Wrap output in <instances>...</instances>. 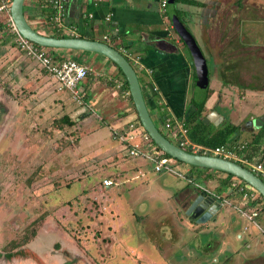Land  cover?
<instances>
[{
    "label": "rangeland",
    "instance_id": "1",
    "mask_svg": "<svg viewBox=\"0 0 264 264\" xmlns=\"http://www.w3.org/2000/svg\"><path fill=\"white\" fill-rule=\"evenodd\" d=\"M32 4L33 0L23 1L27 19ZM214 11L210 41L221 48L229 40L227 64L220 60L223 74L214 68L212 51L203 50L195 6H180L178 14L173 11L205 59L204 106L212 104L223 124L258 117L264 113V0H217ZM172 14L165 9L166 24H171ZM38 19L29 22L34 30L45 34L52 30L42 16ZM0 28V264H34L22 257L25 248L46 264H244L252 257L264 263L262 217L254 223L243 221L245 229L237 238L223 228L230 219L229 206H221L206 224L195 223L182 212L178 195L190 187L187 177L233 203L219 185L221 177L205 180L207 176L199 172L204 169H191L174 159L170 163L182 176L153 172L149 162L123 155L106 128V112L113 107L103 97L115 89L97 81L100 64H87L92 72L86 78L85 98L78 104L68 91L56 92L50 76L16 48L8 26ZM180 29L172 25L169 32L176 37ZM122 39L109 45L119 46ZM41 48L53 53L49 47ZM74 52L63 50V57L78 60ZM87 61L82 56L80 62ZM135 73L142 86V73ZM220 90H225L218 100L222 106L216 104L215 91ZM41 93L48 98L42 99ZM49 94L61 96L65 106L53 110ZM146 96L143 88L145 101ZM146 105L155 120L148 101ZM81 111L86 112L79 117ZM156 126L176 145L166 128ZM251 132L239 129L235 141L250 140ZM260 143L264 146V133ZM104 179L111 183L103 185ZM221 240L224 246L217 243ZM18 248L20 255L6 256Z\"/></svg>",
    "mask_w": 264,
    "mask_h": 264
},
{
    "label": "crops",
    "instance_id": "2",
    "mask_svg": "<svg viewBox=\"0 0 264 264\" xmlns=\"http://www.w3.org/2000/svg\"><path fill=\"white\" fill-rule=\"evenodd\" d=\"M44 1L45 0H33L34 4L32 5L34 9L29 8V10H27L30 19H27L26 15L24 14L25 19L27 20L28 23L31 22L32 20L37 22L39 20L38 18H41L42 15L40 12V7L43 6L42 3ZM46 1L49 2L48 0ZM61 1H63L64 9H63V15L61 16L59 22L55 23L52 22L51 20L49 21L52 22L51 26L54 29L60 30L63 34L68 35L69 37H74V36L83 37V38L94 37L95 40L102 41L107 44L113 41L115 44V39L111 40L110 38L112 33L122 31V29L125 30L128 29V31H126L127 35H123L119 39L121 40L123 38L122 42H120V45L117 46V50L120 46H122L128 52L138 55L141 64L145 68L150 70V73H145L143 70H138V71L142 73V75L140 76L144 78V83L142 84L143 87L141 86V84H139L142 95L144 88L147 91L146 101L149 102V106L152 108L154 113L155 120H152L151 115L149 113V109L148 107H146L152 122L154 123L155 126L157 123L163 126V123L166 120H168L171 124H174V121L176 122L180 121V123L182 124L181 121L183 117L186 116L193 109L192 105L190 104V100H193L192 91H193V79L195 77L194 70L191 64V58L187 50L186 49L184 50L183 48L184 44L180 36L176 35L177 38L173 36L172 33L169 32L170 29L172 28L171 24L170 23L166 24L164 22L165 21L164 19L166 18L164 15L166 7H164L163 11H161V8L159 7L160 0H61ZM197 1L201 2V7L195 6V8H196V12L199 11L198 14H200L198 16V27L200 30L199 33L200 40L202 41V44L204 46L203 50L207 52L212 51L214 68L216 72L218 71L220 74H223L221 69H219L221 66L220 60L225 61L227 64V61L229 59V44L228 42H226L224 44L226 46H223L222 44V47L219 48L218 45L216 47L210 41V36L212 33V26H213L212 19L214 18V14L212 13H214V8H215L214 4L216 1L215 0H197ZM176 6L177 7H174L172 9L173 11H176V13L178 14V7L180 9V6H191V5H187L182 2H176ZM42 9H45V11L43 12L46 13V8L44 6L42 7ZM47 9L50 10V14H51L52 12L51 7L49 6ZM0 14L2 15L0 17V23L2 22L1 25L2 24L5 25L4 24V22L6 21L5 14L3 13ZM88 14H90L91 16L89 17ZM106 15H108L109 18L108 20L104 19ZM192 23L197 26L196 22H192ZM46 26L48 27L47 24ZM64 27H66V29L68 30H65ZM185 29L187 30V28ZM51 32L52 30H47L46 34L44 32H42L41 34L48 35L51 34ZM71 32H73L72 35L70 34ZM188 33L190 35L189 31ZM103 35H107L110 39H108V41L103 40ZM96 36H100V39H97ZM71 51H75L74 54H79L78 59L80 60L82 59V56L87 57L88 61L86 63L83 62V64L87 65L89 64L90 61L91 63L94 62L95 64L101 65L99 68L100 70L97 72V81L114 86L113 88L116 91L110 93L106 92L105 96L103 97L104 100L107 101L106 104H108V106L110 104V106L113 107L111 108V110H109V112L108 111L106 112V118L108 117L109 120L106 125V128L109 130V127L112 128L125 127V125L128 122L134 119L136 114L133 112L131 103L128 101L126 97L129 93L127 95H124L122 94V92L125 90L122 89L121 85L120 87H116V83L119 82L121 84V80L115 66L100 54L89 53L79 50H71ZM53 52L55 54L64 56L63 51L59 49H53ZM90 71L86 74L85 78L78 85V89H80L84 93L83 98H85V93H86L85 89L86 87H88L86 86V78L92 72ZM189 87H190V93L188 94L186 93V90ZM102 90L103 88L101 89V91ZM213 91L214 90L210 92V96L213 93ZM224 91L222 90L218 92L215 91L216 104H218L219 106L224 105L218 102V100L222 99L221 95H224ZM39 95L42 99L48 98L45 93L44 94L41 93ZM49 97H50L48 99L49 103L51 102L50 107L53 108V110H60L62 109V106L63 107L65 106V103L61 101V99L63 98L61 96H58V94L56 95L49 94ZM146 101L144 99L145 106H147ZM158 105H160L159 108L156 107ZM211 105L204 106V109L208 110V112L213 110ZM103 106L106 107L105 104H103ZM161 111L164 113L163 116L161 117L162 119H160ZM85 112L86 111L78 112V114L80 115L79 117L85 115ZM256 117L257 116H253V117L247 116L246 120ZM75 119L77 120L79 118L77 117ZM221 122L222 120L219 123ZM156 127L158 128V126ZM245 132H249V131H245ZM163 136L166 137L165 135ZM263 162H264V158H263ZM199 172L203 176H215V177H221V179L224 178L225 176L224 173L215 172L212 171L211 169H208L207 171L203 170ZM195 182H197L202 186H205L206 188L208 187L205 183L203 184V182L201 183L199 181H195ZM190 186L193 185L190 184ZM207 189L209 191V194L207 195L211 197L214 196L215 198L218 197V195L215 194L211 190V188L208 187ZM186 191L187 189L183 192H180L178 195L180 196L179 198H182L183 194L186 193ZM217 199H219V201L221 200L219 197ZM231 200L233 201V203L236 202L233 199ZM226 206L232 208L230 205H226ZM219 208H221L220 205ZM218 209L216 210V212L218 211ZM229 216H230L229 222L224 223L223 228L229 229L230 231L233 232L234 236H236L237 238H241V233H243L245 229L244 227L241 226V224L243 221H248V220H246L241 214L236 212L233 208L232 210L229 211ZM257 217H260V219L262 217L264 219V210L262 211L259 210L255 218ZM204 224H206V222ZM252 241H253V246L255 247L258 246V244L254 242V240ZM223 242H224L223 240L217 241L219 245L221 244L222 246H224V244L226 243ZM188 254L191 255V253ZM213 261H215V259H213ZM247 261L248 263L250 262L254 264H260V260H255V258L253 257L246 259L244 264H246ZM261 264L264 263L261 261Z\"/></svg>",
    "mask_w": 264,
    "mask_h": 264
},
{
    "label": "water",
    "instance_id": "3",
    "mask_svg": "<svg viewBox=\"0 0 264 264\" xmlns=\"http://www.w3.org/2000/svg\"><path fill=\"white\" fill-rule=\"evenodd\" d=\"M23 1L24 0H10L9 4V17L16 31L22 37L41 47L97 53L108 59L119 68L126 81L128 93L140 125L146 131L152 142L164 154L186 165L230 174L234 178L243 181L251 187L264 200V182L250 170L228 159L209 154H200L198 151L196 153L185 151L178 145L171 143L160 133L159 129L154 125L149 116L135 71L128 60L118 50L114 49L109 44L98 40H90L75 36L55 37L37 32L25 19L22 9ZM173 3L174 0H166V4ZM166 10L169 13H173L170 16L171 26L181 27L179 36L191 58V64L195 76L192 99L195 102H200L205 96L208 87L205 59L194 38L189 35L185 28H183L179 19H177V16L174 14L173 9L166 8ZM221 120L222 117L214 110L209 111L203 118L204 123L210 122L214 126ZM263 121L264 113L256 118L246 120L242 124L241 129L252 131L255 128H259ZM194 188L195 187L191 189L190 193H186V197L182 202V207H185L184 214L194 219L195 223H205L208 220L212 221L216 210L219 208V199L203 193H196Z\"/></svg>",
    "mask_w": 264,
    "mask_h": 264
},
{
    "label": "built area",
    "instance_id": "4",
    "mask_svg": "<svg viewBox=\"0 0 264 264\" xmlns=\"http://www.w3.org/2000/svg\"><path fill=\"white\" fill-rule=\"evenodd\" d=\"M48 1L52 9L49 20L58 23L61 16L63 15V1ZM9 2L10 0H0V13L5 14L6 21L4 24L10 28L13 35V43L15 44L16 48L29 59L33 60L45 74L50 76L52 81L55 83V90L57 92L68 91L71 99L80 104L82 102L84 93L78 89V85L90 71L89 67L86 64L79 63L69 58H64L60 61H54L51 56L47 54V52H45L42 48L37 47L31 41L22 37L16 31L9 17ZM165 5L166 0H160L159 7L161 8V11L164 10ZM88 16L90 17L91 15L88 14ZM104 19L108 20V15H106ZM64 29L68 30L66 27H64ZM70 34L72 35L73 32ZM108 39L110 38L107 35H103V40L108 41ZM118 51L128 60V62L129 60L131 61L133 64L131 66H133L135 70H143L145 73H150V70L141 64L138 55L128 52L122 46L118 48ZM120 85L121 84L119 82L116 83V87H120ZM122 94L127 95L128 92L123 91ZM163 127L169 131V134L172 138L177 139L176 145H178L181 149L191 153H196L198 151L200 154H209L231 161L242 162L248 167V170H250L254 175L264 182V162H255L249 161L245 158L243 159V157L234 151V149L241 148L243 146V144L240 143L243 141H237L232 145L231 148L224 144L213 148H206L194 144L186 137L185 128L180 123V121H174V124H171L168 120H166L163 123ZM109 131L111 138L120 144L123 155L132 158H139L149 162L152 166L151 169L153 172L167 171L178 176H182L180 172L173 169L170 163L173 158L167 157L163 154V152L152 142L142 126L140 127L135 122L130 121L123 128L109 127ZM186 180L199 191H202L206 195L209 194V191L205 186L198 184L190 177H187ZM102 183L103 185H109L111 181H109V179H104ZM230 187L235 189L237 194L240 195L239 199L234 203H230L228 200L226 201L221 199L219 201V205H230L246 220L254 223V218L259 210V202L253 200L252 188L247 184H243L235 180L230 181Z\"/></svg>",
    "mask_w": 264,
    "mask_h": 264
},
{
    "label": "trees",
    "instance_id": "5",
    "mask_svg": "<svg viewBox=\"0 0 264 264\" xmlns=\"http://www.w3.org/2000/svg\"><path fill=\"white\" fill-rule=\"evenodd\" d=\"M176 2H182V3H185L187 5H192V6L201 5V2H199L197 0H174V3H176ZM42 5L46 8V13L43 12V11H45V9H42V7H43L42 6V7H40L41 15H42L44 21L46 22V24L48 25V27L51 28L52 22L49 21L50 10L47 9L50 6V4H49V2H47L45 0L42 3ZM22 9H23V7H22ZM1 23H0V27H1ZM51 29H52V32H51V34H48V36L69 37L68 35L63 34L60 30H56L53 27ZM126 31H128V29L127 30L122 29V31L112 33V35L110 37L111 40H114L116 38L120 39L123 35L126 34ZM37 32H39V31H37ZM81 38H83V37H81ZM84 38L90 39V40H95L94 37H84ZM36 46L41 48L38 45H36ZM111 47H113L114 49L117 50V46L114 45ZM50 50H51V52H53V48H50ZM59 50L63 51L65 49H59ZM53 53H47V54H49L54 61H60V60L64 59V57L62 55L55 54V53L53 54ZM75 61H77L79 63H83V62H80L79 59L75 60ZM113 65L115 66V68H116V70L120 76L122 89L125 91H128L126 81H125L121 71L119 70V68L115 64H113ZM132 68H134V67L132 66ZM133 70L136 71L135 68ZM126 97H127L128 101L131 103V107L133 109V112L136 114L134 107L132 105V102H131L130 95L128 94ZM207 97H208V87H207L205 96L203 97V99L200 102H195L193 100H190V104L192 105L193 109L186 116H184L182 121H181L183 127L185 128L186 136L191 142H193L194 144H197L199 146H202V147L213 148V147H216L218 145L224 144V145L229 146V148H231L232 145L237 142V141H235L237 139V137L234 136V133L236 131H238L239 129L241 130V125L247 119V117H244L238 123L229 122V120L225 121L224 124L219 123L216 126L212 125L209 122L204 123L203 118L208 113V110L204 109V103H205V100L207 99ZM156 100H158V99H156ZM156 107L159 108L160 105H158ZM163 114L164 113L161 111L160 112V119H162L161 117L163 116ZM63 118L67 119L66 123L69 122L68 118L66 116ZM132 121L141 127L139 120H138L136 115ZM263 133H264V121L257 130H254L251 132V134H252L251 139L250 140H242L243 142H240V143H242L243 146L241 148L234 149V151L238 155L243 157V159L245 158L249 161H255V162L263 161L264 146L261 145V143H260V138L263 135ZM164 155L169 157L166 154H164ZM234 162L239 164L240 166L248 169V167H245V164H243L242 162H239V161H234ZM188 166L191 167V169H195L198 171L200 169H204L206 171L208 170L207 168H199V167H194V166H190V165H188ZM212 171L220 172V171H216V170H212ZM224 174H225V176H224V178H222L220 180L219 185H221L223 187V189L225 190L227 195L228 194L231 195V199L237 201L239 199L240 195L237 194L235 189L230 187V181H231L230 178L233 176L230 174H226V173H224ZM192 180L195 181L194 179H192ZM205 180H208V176L205 177ZM239 181L241 183L245 184L243 181H241V180H239ZM188 184H190V183H188ZM252 195H253V200L259 202V210L260 211L264 210L263 198L254 190H253ZM20 249L21 248H18L15 250L10 249L9 251L12 250V252L6 253V256H12L13 253L20 255V253H19V252H21ZM23 251H24V254L22 256L23 258L33 261L34 264H46L41 260V258L34 251L29 250L28 248L23 249Z\"/></svg>",
    "mask_w": 264,
    "mask_h": 264
},
{
    "label": "flooded vegetation",
    "instance_id": "6",
    "mask_svg": "<svg viewBox=\"0 0 264 264\" xmlns=\"http://www.w3.org/2000/svg\"><path fill=\"white\" fill-rule=\"evenodd\" d=\"M216 3H217V0H216V2H215V4H214V6L216 7ZM200 7H201V5H199ZM199 7V8H200ZM200 10V9H199ZM197 13H199V11L197 12ZM212 14H214V16H215V11H214V13H212ZM200 14H198V16H199ZM228 42V44H229V40L227 41ZM197 43V42H196ZM201 44H202V41H201ZM205 44V43H204ZM198 45V44H197ZM202 47H203V49H204V46H203V44H202ZM195 78V77H194ZM193 84H194V79H193ZM1 108H2V106H1V104H0V112H1ZM191 189H193V186H190L188 189H187V191H186V193H190L191 192ZM195 189V192L196 193H201V191H198L196 188H194ZM186 193H184L183 194V196H182V198H180L179 199V202H180V204H182V201L185 199V197H186ZM181 208H182V212H184V210H185V207H182V205H181ZM187 218L189 219V220H194V219H192V218H190L189 216H187ZM205 248H210V246H205L204 247V249Z\"/></svg>",
    "mask_w": 264,
    "mask_h": 264
}]
</instances>
